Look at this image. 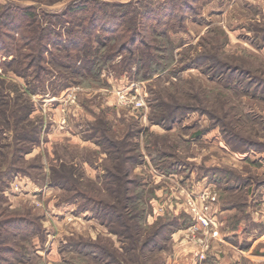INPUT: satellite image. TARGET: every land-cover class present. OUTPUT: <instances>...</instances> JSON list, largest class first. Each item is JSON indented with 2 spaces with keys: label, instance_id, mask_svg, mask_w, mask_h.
Listing matches in <instances>:
<instances>
[{
  "label": "rangeland",
  "instance_id": "rangeland-1",
  "mask_svg": "<svg viewBox=\"0 0 264 264\" xmlns=\"http://www.w3.org/2000/svg\"><path fill=\"white\" fill-rule=\"evenodd\" d=\"M77 1L0 0V11L9 5L33 7L39 18L27 28L38 33L37 28L45 31L50 15H60ZM100 1L132 4L144 0ZM187 3L183 19L156 31L148 27L146 39L158 48L166 68L147 79L135 81L111 68L102 75L101 82L87 79L50 88L45 81L44 91L29 93L27 79L14 71L16 64H7L15 56H0V109L7 110L5 103L25 101L31 109L28 117L37 126L35 142L15 140L12 130L0 136V163L5 166L14 151L12 147H25L12 156V165L21 171L7 178L0 208L7 216L35 220L44 229L41 236H8L11 238L7 240L22 252V258L7 255L1 264H219L217 260H221L220 264H237L239 260L241 264H264V252L258 250L264 249L263 242L256 246L260 251L257 257H240L236 241L221 243L219 236L214 244L209 240L207 246V239L200 242L198 235L193 237L186 231L191 224L176 229L168 238H164L168 233L164 229L147 246L125 248L131 245L127 236L112 232L91 210L80 209V200L71 197L72 190L51 182L52 172L67 169L81 187L100 190L99 198L106 199L103 176L111 141L115 147H122L121 143L133 147L135 159L139 154L129 175L137 188L133 184L129 187L139 196L137 207L143 209L135 226L143 235L147 234L144 230H154L159 225L155 222L158 216L187 210L183 189L199 190L196 183H202L201 178H214V171L208 168L223 170L221 181L214 183L221 206L241 208L250 203L252 207L251 195L259 204L253 214L264 218V204L259 202L264 196V182H257L264 181V92L246 83L255 75L264 79V0ZM139 17L142 19L140 14ZM46 49L50 52L52 46ZM188 63L194 66L184 69ZM215 64L217 68L212 69L210 65ZM219 66L243 71L244 82L235 77L228 80L225 74L218 77ZM123 88L140 93L147 106L140 110L122 106L115 91ZM151 98L173 101L189 110L180 121L164 127L150 121ZM150 147H160L170 154L168 159L180 162L176 175L165 176L151 163ZM221 172H216L215 179ZM234 213L238 214H224L230 217L229 225L235 220L231 219ZM113 226L118 227L117 222ZM91 242L112 253L115 261L109 262L105 252L100 256L81 255L67 248L70 243L85 246ZM241 245L250 246L245 241Z\"/></svg>",
  "mask_w": 264,
  "mask_h": 264
},
{
  "label": "trees",
  "instance_id": "trees-1",
  "mask_svg": "<svg viewBox=\"0 0 264 264\" xmlns=\"http://www.w3.org/2000/svg\"><path fill=\"white\" fill-rule=\"evenodd\" d=\"M134 2L136 3H132L133 5L140 6L137 7L138 12L130 2L110 4L100 0H79L68 5L60 15H50L51 19H48L45 31L40 32V29L35 27L39 30L38 33L30 32L27 28L39 18L33 7L4 6L0 11V56H15L7 64H16L14 71L27 79V84L30 85L29 93L43 90L45 81L50 88L81 83L87 79L101 82L102 75L111 68H115L117 73L135 81L152 77L166 67L162 57H159L161 54L158 55V48L149 43L145 33L148 27L156 31L160 27L170 26L171 22L183 19L186 16L184 9L187 8L188 3L187 0ZM176 3L180 6L175 5ZM146 13L148 15L144 16ZM56 25L59 29H56ZM47 46H52L50 52L46 49ZM22 49L26 51L23 52ZM117 56L120 58L115 61ZM44 62L47 67H42ZM203 63L205 64V61ZM193 66L188 63L184 65V69ZM210 66L212 69L217 68L216 64L214 67ZM233 69L236 71H232ZM207 70L210 71L208 68ZM243 73L233 67L226 69L219 66L218 69V77L225 74L228 80L235 77L236 80L244 82ZM248 82H250L249 85L253 84L256 90L264 92V79L255 75L246 83ZM19 103L17 101L5 103V106H8L7 110L0 109V116L3 118L0 120V136L3 137L4 132L12 130V138L15 140L26 143L35 142L37 126L28 117L31 109L27 102ZM176 104L178 103L173 101L168 103L156 98L149 99L150 121L164 127L180 121L189 109ZM108 145L106 159L109 161L105 166L102 188L107 193L106 199L99 198L100 190L93 192L91 189L81 187L83 185L73 179V174L67 169L58 174L52 172L51 182L55 186L72 190L71 197H77L80 200L78 205L80 209L91 210L94 217L106 224L112 232L127 236L131 245L124 247L128 249L135 248L134 245L151 244L164 229L168 231L164 238H168L176 229L185 228L193 222L187 211L182 209L177 214L158 216L155 222L159 225L154 230H144L143 233H147L145 235L136 230V222L143 209L137 207L139 199L137 193H131L129 185L133 184L134 188L137 186L135 180L129 175L134 165L138 163L139 154L137 153L135 159L132 155L133 147H124L122 143V147H115L111 141ZM12 148L14 151L11 152L8 165L0 163V196H4L3 188L8 185L7 178L21 171L17 166L12 165L11 161L12 156L18 151L22 152L25 147ZM169 155L160 147L148 149L149 160L157 169L166 174H174L178 171L180 162L171 161L168 159ZM208 170L214 171L215 175L209 181H221L222 169L208 168ZM216 172H221L217 179H215ZM226 188L229 190V187ZM221 199L223 202L224 199ZM257 201L258 199L255 198L254 202L258 203ZM217 203H219L218 198ZM115 222L118 227L113 226ZM42 232L44 233V229H41L35 220L23 216H7L0 208V264L1 261L6 260L7 255L15 259L22 258V252L9 242L8 238H23L39 233L41 236ZM90 244L80 246L79 243H70L67 248L81 255L100 256L99 254L105 252L109 262L115 261L114 255L107 253L98 243Z\"/></svg>",
  "mask_w": 264,
  "mask_h": 264
},
{
  "label": "crops",
  "instance_id": "crops-1",
  "mask_svg": "<svg viewBox=\"0 0 264 264\" xmlns=\"http://www.w3.org/2000/svg\"><path fill=\"white\" fill-rule=\"evenodd\" d=\"M171 175L174 176L176 175V173L171 174ZM200 180H202L203 184L200 182L196 183L200 187L211 186L212 188L216 190V186L214 184L215 182L206 180V177L201 178ZM263 194H264V191L261 190V195ZM252 199H253V196L250 195L249 200L252 201ZM254 200L255 198L253 199V202ZM249 205L244 204L243 205L244 207H241V208H234L236 206L221 207L220 203L216 202L215 211L217 210V212L215 213V215H216L217 223H216V229H215L214 235L213 237H211L210 241H213V244H214V242H216V238L217 237L219 238V236L221 237V240L218 239V241H221V243L224 240H227V241L232 240V242L236 241L238 243V246L240 247V250H239L241 252L240 257L245 256L243 254H246L250 257H257L258 252H260L261 250L262 252L260 253H263L264 249L261 248V249H258L260 251H257L256 246L257 244H260L261 242L264 243V218H260L258 216H255L256 214H253V211H255L254 209L258 208V205H259L258 203L254 202L252 207ZM233 211L234 212L237 211L238 214L234 213V215H232L233 217H231V219H235V220L231 221L232 223H230L229 225L228 224L229 221L227 219H229L230 217L226 218L224 214L225 212H233ZM243 241L248 242L250 246L243 248V246L241 245ZM212 247H214V245ZM253 250H255V252H253ZM217 261H219L218 262L219 264L221 263V260H217ZM241 263H242V260H239L237 262V264H241Z\"/></svg>",
  "mask_w": 264,
  "mask_h": 264
},
{
  "label": "built area",
  "instance_id": "built-area-1",
  "mask_svg": "<svg viewBox=\"0 0 264 264\" xmlns=\"http://www.w3.org/2000/svg\"><path fill=\"white\" fill-rule=\"evenodd\" d=\"M115 94L122 106H129L132 109L138 110L147 106L144 97L140 93L129 91L128 88L117 89ZM164 175L172 176L170 174ZM183 190L186 196V211L193 220L191 225L186 227V231L188 230V232L193 234V237L198 235L199 237L197 239L200 242L207 239L204 241L208 246V241L213 237L217 223L214 213L218 198L217 191L211 186L200 187L199 190L186 187ZM260 202L264 204V196L261 197Z\"/></svg>",
  "mask_w": 264,
  "mask_h": 264
}]
</instances>
